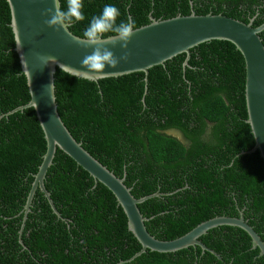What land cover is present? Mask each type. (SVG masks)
Instances as JSON below:
<instances>
[{"label":"trees","instance_id":"16d2710c","mask_svg":"<svg viewBox=\"0 0 264 264\" xmlns=\"http://www.w3.org/2000/svg\"><path fill=\"white\" fill-rule=\"evenodd\" d=\"M76 35L109 36L175 15L220 13L256 26L264 0H60ZM264 44V28L259 33ZM0 0V264H264L241 228L221 225L199 239L208 248L146 250L113 193L59 148L44 186L57 216L37 188L24 203L46 150L32 107L6 114L30 99ZM144 73L92 81L59 68L54 73L58 113L72 136L118 177L135 197L147 231L176 238L216 215H237L264 240V161L254 145L244 97L245 63L228 40L212 39ZM180 136V137H179ZM253 216V219L251 218ZM23 225V226H22ZM22 228L19 242V229Z\"/></svg>","mask_w":264,"mask_h":264},{"label":"water","instance_id":"95a60500","mask_svg":"<svg viewBox=\"0 0 264 264\" xmlns=\"http://www.w3.org/2000/svg\"><path fill=\"white\" fill-rule=\"evenodd\" d=\"M10 9V27L15 41L21 71L26 77L30 99L6 114L32 107L43 131L46 150L24 203L23 221L30 210L32 197L39 188L47 198L52 211L56 210L44 177L57 148L86 170L95 181L104 184L115 196L127 219V229L140 244V249L128 260L147 249L157 252H174L189 246H200L219 257L199 237L209 229L230 225L243 229L250 237L252 247L264 255V242L242 215H217L199 222L186 233L173 239H158L147 231L148 219L138 204L158 196L154 192L135 197L124 183L125 173L118 177L91 155L77 141L63 123L54 91V73L57 68L77 77L92 81L117 77L132 72H143L147 80L148 69L163 64L177 54L185 53L182 66L188 64L190 49L212 39L228 40L241 52L245 63L244 97L250 131L254 145L248 151H259L264 161V44L259 33L264 22L253 26L251 19L242 22L220 13L175 15L164 19L150 16V22L117 34L86 38L74 34L63 19L60 0H6ZM23 226V225H22ZM22 228L19 242L22 243Z\"/></svg>","mask_w":264,"mask_h":264},{"label":"flooded vegetation","instance_id":"af4514ba","mask_svg":"<svg viewBox=\"0 0 264 264\" xmlns=\"http://www.w3.org/2000/svg\"><path fill=\"white\" fill-rule=\"evenodd\" d=\"M236 214L237 215H232V217H238V216L242 215L243 219H245L247 221V223H248L249 218L248 217H245L244 212L241 209L237 210L236 211ZM251 218L253 219V216Z\"/></svg>","mask_w":264,"mask_h":264},{"label":"clouds","instance_id":"9594fccd","mask_svg":"<svg viewBox=\"0 0 264 264\" xmlns=\"http://www.w3.org/2000/svg\"><path fill=\"white\" fill-rule=\"evenodd\" d=\"M217 216V215H216ZM214 217V216H213ZM257 232V231H256ZM258 233V232H257ZM259 235H260V237H261V234L260 233H258ZM261 239H262V237H261ZM263 240V239H262ZM263 242H264V240H263Z\"/></svg>","mask_w":264,"mask_h":264}]
</instances>
